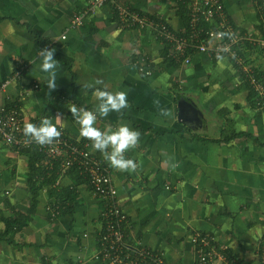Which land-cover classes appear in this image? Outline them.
I'll return each instance as SVG.
<instances>
[{
    "label": "crops",
    "instance_id": "obj_1",
    "mask_svg": "<svg viewBox=\"0 0 264 264\" xmlns=\"http://www.w3.org/2000/svg\"><path fill=\"white\" fill-rule=\"evenodd\" d=\"M91 2L0 0V84L13 78L0 93V105L20 109L25 123L50 119L106 162L79 136L69 109H93L95 88L126 92L128 107L97 117L95 124L101 130L126 124L140 133L137 146L125 152L136 169L110 167L128 216L126 242L162 254L168 264H196L192 237L201 233L214 236L220 251L239 264H259L264 102L255 103L243 74L226 56L190 51L189 64L167 58L170 46L155 24L188 33L178 12L181 0H118L151 18L153 27H125L111 2L86 14ZM221 2L237 30L260 33L254 0ZM77 15H83L81 24L73 25ZM45 48L55 49L58 61L51 90L38 70L37 53ZM260 60L254 57L253 63ZM28 173L29 157L0 138V264H91L104 228V204L86 182L73 187L68 199L62 189L73 185L61 176L55 187L63 201L44 187L26 227L3 236V220L18 212L27 216L31 206ZM61 205L68 210L53 218L49 209Z\"/></svg>",
    "mask_w": 264,
    "mask_h": 264
},
{
    "label": "built area",
    "instance_id": "obj_2",
    "mask_svg": "<svg viewBox=\"0 0 264 264\" xmlns=\"http://www.w3.org/2000/svg\"><path fill=\"white\" fill-rule=\"evenodd\" d=\"M108 2L114 4L125 27H153L151 18L130 11L118 4V0H92L85 13L95 14L98 8ZM254 3L260 15L258 35L237 30L225 13L221 0H187L185 6L189 14L186 31L188 33H176L165 25L154 24L159 36L170 46L168 59L184 58V63L189 64L190 51L230 58L243 74L244 80L250 84L255 93V103L260 106L264 102V0H254ZM82 16H75L73 25L81 24ZM65 38L66 36H63V39ZM251 53L252 55L246 56ZM254 57L261 60L253 63ZM255 66L258 70L253 69ZM140 70L143 71L142 68ZM147 74L151 75V72ZM12 80L13 78H10L0 84V93L7 91ZM24 124L20 109L14 107L8 110L7 106L0 105V138L5 145L18 152L37 147L43 156L45 169H52L58 164L60 177L70 168L78 167L86 184L104 204L101 214L104 228L99 235V248L90 258L91 264H168L162 254L126 242L123 226L128 216L119 204L112 170L106 162L88 149L86 142L80 144L73 141L64 128L57 127L61 135L51 145L41 146L24 136ZM49 210L53 218L59 215L58 206ZM192 243L196 264H239L237 260L220 251L214 236L195 233ZM256 255L259 264H264V238L259 242Z\"/></svg>",
    "mask_w": 264,
    "mask_h": 264
},
{
    "label": "clouds",
    "instance_id": "obj_3",
    "mask_svg": "<svg viewBox=\"0 0 264 264\" xmlns=\"http://www.w3.org/2000/svg\"><path fill=\"white\" fill-rule=\"evenodd\" d=\"M55 49H42L37 55L39 57L38 70L45 75V84L48 89L56 86V68L58 61L54 59ZM100 80L97 85L102 84ZM86 88L92 85H84ZM96 104L93 109L72 107L69 111L74 117V121L79 125V136L91 142L94 151L101 153L110 167L119 171H133L137 165L131 158L125 157V152L134 149L138 142L140 133L126 124H121L115 128H105L101 130L95 126L97 117H106L110 112H120L128 107L127 94L124 91L110 92L101 88L93 91ZM168 115L167 112L163 113ZM23 134L38 145H51L61 132L50 119L43 118L38 125L25 123Z\"/></svg>",
    "mask_w": 264,
    "mask_h": 264
},
{
    "label": "trees",
    "instance_id": "obj_4",
    "mask_svg": "<svg viewBox=\"0 0 264 264\" xmlns=\"http://www.w3.org/2000/svg\"><path fill=\"white\" fill-rule=\"evenodd\" d=\"M187 0H181L182 3H180L179 6V14L182 15L183 18L187 21L188 26V10L186 6H184L185 2ZM186 5V4H185ZM263 33V32H262ZM258 70V69H257ZM246 82V81H245ZM250 90L251 86L247 82ZM252 93L255 96V93L252 91ZM72 108V106H70ZM23 155H26L29 157V173L27 174V186L32 194V199L30 201V208L27 210V216L24 215L22 212H18L14 217L4 219L5 223V232L4 235H15L16 233L23 230V228L26 227V225L31 221V215L34 214L35 209L38 205V197L40 195V192L43 190L44 187H47L49 190L50 197H56L59 196V200H62V196H60L58 193L59 191L56 190L57 187H55V183L60 178L61 170L60 166L58 164H55L52 169H45L43 166V156L38 152L37 147H32L31 149H27L25 151H21ZM68 177L71 180L72 187L70 188H64L63 191H66L68 193V199L71 198V194H73L74 190H72L73 187L78 186L79 184L85 182L83 176L81 175L80 170L78 167L74 166L70 168L67 173L64 175ZM67 196V195H66ZM6 206V204H5ZM66 209L65 205L59 206V212L61 211V214L68 210V207ZM1 238V236H0Z\"/></svg>",
    "mask_w": 264,
    "mask_h": 264
}]
</instances>
